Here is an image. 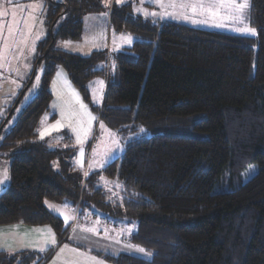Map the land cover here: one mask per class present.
I'll use <instances>...</instances> for the list:
<instances>
[{"label":"trees","instance_id":"obj_1","mask_svg":"<svg viewBox=\"0 0 264 264\" xmlns=\"http://www.w3.org/2000/svg\"><path fill=\"white\" fill-rule=\"evenodd\" d=\"M98 10L94 0L44 5L50 32L36 48L39 90L0 141V154L15 150L8 189L0 194V226L47 225L61 241L67 231L43 202L93 199L96 193L88 191L99 177L117 179L122 202L111 207L100 198L94 206L134 220L130 244L152 255H102L108 263L264 264V0H249L248 24L256 38L152 23L133 18L129 6H112L110 27L139 40L114 54L108 76L95 68L108 61L106 52L81 57L53 48L57 40H79L82 17ZM58 69L85 102L87 82L108 78L95 111L99 122L120 137L136 135L141 126L186 118L194 121V136L131 138L120 157L84 178L71 165L72 150H50L34 139L49 110V85ZM18 105L13 101L6 108L0 125ZM250 169L256 170L243 181ZM28 255L0 252V264H17L19 256L26 262Z\"/></svg>","mask_w":264,"mask_h":264},{"label":"rangeland","instance_id":"obj_2","mask_svg":"<svg viewBox=\"0 0 264 264\" xmlns=\"http://www.w3.org/2000/svg\"><path fill=\"white\" fill-rule=\"evenodd\" d=\"M48 1L49 0H11V2H9V0H0V11H6L8 13L6 16L0 17V23H3L5 26V35H7V26L12 22L13 19L12 13L13 11H15L16 20L19 22L17 25L19 31L16 32L15 39L18 42L23 41L17 43V45H15L11 50L5 48V58L3 60H0V96L5 95L1 93L8 92L7 95L0 98L1 102L5 105V109L0 112V119L4 116L6 108L10 104H12L13 101H15V104L16 101H18L19 103L18 107L14 111L13 116L1 131L0 141L6 134L8 129L12 126L15 117L21 112L28 101L32 97H34L39 90L41 67H38L34 63V59L38 43L45 40L48 32H50V29L47 26L44 12V5H46ZM50 1L55 3L64 2V0ZM106 2L108 3L107 7L105 6ZM94 3L98 5L99 10L96 12L87 13L84 15V17H91L92 19L96 17L97 21H92L94 22V24L84 25L79 40H57L54 43L53 48L81 57L90 56L93 52H106L109 58L108 61H104L102 63V70H104L103 72L107 76L108 73L112 75L115 67L113 56L117 53V51H115L114 48V35H116L115 33H121L115 32L111 27H108L107 23H105L103 19H101V17H106L108 15L109 9L112 6H129L130 14L133 18L139 17L145 21H150L152 23L171 22L197 29L219 31L223 33L253 38H256L257 35V33L256 35H251L239 33L232 30L235 27H242L243 25H236L231 21H225V27L219 28L203 24H192L190 22H185L183 18H171L165 14V9H167L168 11H179V4L177 3L176 8L172 9L169 7V0H164V7H159L156 3V0H143V3L141 2V0H123V3L121 4H117L116 0H94ZM247 3L248 7L245 9L246 24H248L249 0H247ZM29 5L39 6L36 7L33 11L32 8L28 7ZM21 8H23V11H21ZM137 9H139L140 11H137ZM144 12L149 13V15L146 17L143 14ZM152 12H156L158 13V15L152 16ZM29 14H31L34 19H29ZM82 19L81 22L83 24ZM25 20H28V24L30 26L29 28L25 27ZM122 33L124 34H121L122 36H120L119 39L121 41L125 40L128 43V45H126V48L130 47L133 44L134 40H139L136 36H131L127 32L123 31ZM127 37H130L131 41H129ZM126 48L124 49L125 51L127 50ZM99 67L100 64H98L95 68L99 69ZM252 69H254V65ZM30 74L31 76L29 81L31 83L25 89L29 81L25 85H23V83L26 81ZM37 76H39L38 82L36 79ZM107 80L108 78L102 75L92 78L87 82L86 90L88 101L86 102L80 96L76 88L70 83V81L69 86H65L66 89H63L62 93L55 90L53 93L54 101L51 103V106L49 105L48 112L45 113V115L41 119L40 124L37 128V136L36 138H34L37 141L45 144V146L50 150L56 148H61V150L72 149V157L70 158L71 165L73 166V168L78 170L84 178H86V176L84 175L85 172L88 173V177L95 172L101 171L108 163L120 157L124 151L125 143L131 138H135L141 135L148 137L158 134L167 136H194V133L191 129L194 121L193 119L189 118L171 119L167 123L157 124L152 127L141 126L140 129H144L143 132H141L139 129L136 135H127L126 138L120 137L116 132L108 129L107 127L101 129V122H99L98 114L95 110L101 107L103 93L107 86ZM99 81H103L102 86L98 83ZM72 90L79 94V97L81 98L83 103L87 105L88 111L92 116L96 118L92 122L90 135L85 139V142L83 144L77 143L76 134L73 132V128L77 127L76 118H73L71 121H69L65 108L67 102L71 103L73 107L79 110V105L75 104L74 102ZM62 109H65L64 115H62ZM83 119L86 121L87 117L85 116L83 117ZM57 121H61L63 127L59 131H51L50 134L47 133L46 130H48L51 125H54ZM41 132H46L43 138H41L40 136ZM109 133H112V135L110 136ZM81 149H83L84 153L82 157L83 167H81L80 163H78V161L81 160ZM14 151L15 150L1 152L0 176H2L3 170L5 168H7L8 170L11 160L10 154ZM54 162L57 164L56 161ZM255 170L256 169H250L246 171V173L242 176V180L246 181L247 179H249L255 172ZM8 185L9 179L4 184H0V194L8 189ZM91 191L96 193L93 196V199H85L83 198L84 196H80L75 204L70 201H65L66 203H68V205H71L74 208L73 210L70 207L72 211V217H74V223L73 225H71L70 229H72V227H74L76 223H78V227L80 228L96 227L98 230H101V233L108 234L113 238L118 237L125 242V246L110 243V245H108V250H126L133 256L147 258L148 256L137 253L127 247L128 243L125 240H128L129 236L135 231L136 222L134 220H127L124 218L119 219L113 217L94 206L95 204L93 202L101 199L105 204H108L111 207L120 204L122 202V198L124 197L122 184L117 179L108 180L99 177L98 180L92 185V188L88 191V193H90ZM99 192L102 193L101 196H99ZM67 209H69L68 206ZM63 228H66L64 224ZM87 244L90 247H98L90 243Z\"/></svg>","mask_w":264,"mask_h":264},{"label":"snow or ice","instance_id":"obj_3","mask_svg":"<svg viewBox=\"0 0 264 264\" xmlns=\"http://www.w3.org/2000/svg\"><path fill=\"white\" fill-rule=\"evenodd\" d=\"M9 2H11V0H9ZM141 2L143 3V0H141ZM116 3L121 4L123 3V0H116ZM156 3L159 7H164V0H156ZM177 3L179 4V11H168L167 9H165V14L171 18H183L185 22H190L192 24H203L219 28L225 27V21H231L233 24L243 25L242 27H235L232 30L243 34L256 35L255 29L251 28L248 24L245 23V9L248 7L247 0H169V7L175 9ZM38 6L39 5H29L28 7L32 8L34 11ZM105 6H108L107 2ZM21 11H23V8H21ZM137 11L140 10L137 9ZM7 14L8 13L6 11H0V17L6 16ZM143 14L146 17L149 15V13L147 12H144ZM151 15L157 16L158 13L152 12ZM12 17V22L7 26V35H5L4 33V24L0 23V60H3L5 58V48L11 50L15 45H17V43L23 42H18L15 39L16 32L19 31V28L17 27L19 22L16 20L15 11H13ZM29 19H34V17L29 14ZM25 27H30L28 24V20H25ZM36 79L38 82L39 76H37ZM98 83L101 86L103 85V81H99ZM72 96L74 98L75 104L79 105V110L73 107L71 103L67 102L65 108L69 121H71L73 118H76L77 127L73 128V132L76 134L77 143L83 144L85 142V139L90 135L92 122L96 118L91 115V113L87 109V105L83 103V101L79 97V94L74 90H72ZM64 114L65 109H62V115ZM85 116L87 117L86 121L83 119V117ZM62 127L63 125L61 121H57L54 125H51V127L46 130V132L50 134L51 131H59ZM100 127L101 129L105 128L103 123H101ZM140 131L143 132L144 129H140ZM46 132L40 133L41 138L44 137ZM109 135L111 136L112 133H109ZM83 155V149H81V160L78 161L81 167H83ZM84 175L87 176L88 173L85 172ZM8 179L9 173L7 168H5L3 170L2 176H0V184H4ZM45 203L51 210H54L57 215L63 218L66 225L71 219H74V217L69 216L67 213L61 210V208L49 204L47 201H45ZM64 207H67V205H65ZM32 231H36L41 234L40 239L43 241V243L36 246L38 251L44 252L47 250L48 246H55L56 238L51 228L33 229ZM82 231L96 233L98 229L96 227H92L82 229ZM127 247L137 253L143 254L148 257L152 255L144 248L138 246L134 247L132 245H127ZM65 250L70 251L73 254L74 258L65 259L62 264H103V262L98 260L95 256H88L83 252H79L77 249H68L67 245H64L63 248H61L60 252L57 253L58 260ZM53 264H56V261H54Z\"/></svg>","mask_w":264,"mask_h":264},{"label":"crops","instance_id":"obj_4","mask_svg":"<svg viewBox=\"0 0 264 264\" xmlns=\"http://www.w3.org/2000/svg\"><path fill=\"white\" fill-rule=\"evenodd\" d=\"M101 19H103L104 22L107 23L108 27H110L109 12H108V15L106 17H101ZM82 20H83L82 30H83L85 24L90 25V24H94V22H92V21H97L96 17L94 19H92L91 17H84V16H83ZM115 34H116V35H114L115 40L113 39V41L115 43L114 44L115 51H117V53L125 51L124 49L126 48V45H128V43L125 40L121 41L119 39L120 36H122L121 34H124V33L121 32V33H115ZM123 36H126V35H123ZM131 36H133V35H131ZM127 38L129 39V41H131L130 37H127ZM129 48L130 47H127L126 49H129ZM102 67H103V65L100 64L99 69L102 70L103 69ZM67 85L69 86V80H68L66 73L62 69H58L55 72V74L51 80V83L49 85V92L51 94V102L49 104L50 106H51V103L54 101V96H53L54 91L56 90L57 92L60 91V93H62L63 89H66L65 86H67ZM103 95H104V93H103ZM45 201H47L49 204H52V205H55V206L61 208V210H63L69 216H72L71 208L73 210H74V208L71 205H68V203H66V202L54 203V202H51L48 200H45ZM45 201L43 202L44 208L50 214L56 216L57 218H59L62 221V223L66 226L65 229L67 232H66L64 238L61 241H59L57 239L56 234L51 229L52 232L55 234L56 244H55V246H48L46 251L40 252L37 250L36 246L43 243V241L40 239L41 234L39 232L32 231V230L33 229L50 228L49 226H47V225L28 226V225H24V224H12V225L0 226V252H4L8 255L19 254V253H30L31 254V255L26 256L27 257L26 262H22V260H20V256H19V259L15 263H17V264H21V263L53 264V262L56 261V264H62V262L65 259L74 258L73 254L70 251L65 250L64 253L60 256L59 260L57 259V253L60 252L61 248H63L64 245H67L68 249H78L79 252H83L88 256H95L98 260L102 261L103 264H110V263L105 261L101 257L102 255L118 256L121 254H126V255L133 256L132 254L128 253L126 250H121V249H119L117 251L108 250V245H110V243L125 246L124 245L125 242L122 241V239H120L118 237H116V238L110 237V235H108V234L101 233V230H98L96 233L82 231V229H85V228L78 227V223H76L74 225V227H72V229H70L71 225H73V223H74L73 219H71L69 221V223L66 225L64 223L63 218L60 217L59 215H57L54 210H51L48 207V205H46ZM66 204H67L69 209H67V207H64ZM130 236H129V238H130ZM129 238H128V240L123 239V240L127 241L128 245H130ZM87 243L96 245L98 247H90V246H88ZM29 245H32V246H29ZM118 247H120V246H118ZM46 254H50V255L48 256V258L43 260L44 255H46ZM81 259H83V258H81ZM23 261H24V259H23Z\"/></svg>","mask_w":264,"mask_h":264},{"label":"water","instance_id":"obj_5","mask_svg":"<svg viewBox=\"0 0 264 264\" xmlns=\"http://www.w3.org/2000/svg\"><path fill=\"white\" fill-rule=\"evenodd\" d=\"M47 52H48V50H46L45 53H47ZM31 81H32V80H31ZM30 83H31V82L29 81L28 84L26 85L25 89L29 86ZM23 92H24V91H23ZM17 103H18V101H16V104H17ZM12 112H13V109H11V111L8 113L6 119H5L4 122H3V125H4L5 122L8 120V118L10 117V115L12 114ZM3 125H2V127H3ZM2 127H1V128H2ZM1 128H0V130H1Z\"/></svg>","mask_w":264,"mask_h":264},{"label":"flooded vegetation","instance_id":"obj_6","mask_svg":"<svg viewBox=\"0 0 264 264\" xmlns=\"http://www.w3.org/2000/svg\"><path fill=\"white\" fill-rule=\"evenodd\" d=\"M8 93V92H7ZM7 93H5V92H3V93H1V94H5V95H7ZM5 95H3V96H5ZM3 96H0V98L1 97H3ZM0 105H1V99H0ZM7 116V115H6ZM6 119V117L4 118V120ZM4 122V121H3ZM3 122H2V124L0 125V128L2 127V125H3ZM4 128V125H3V127L1 128V130ZM1 130H0V132H1Z\"/></svg>","mask_w":264,"mask_h":264}]
</instances>
